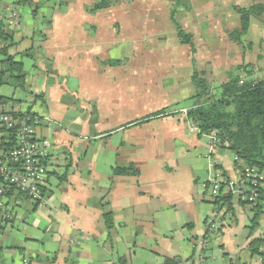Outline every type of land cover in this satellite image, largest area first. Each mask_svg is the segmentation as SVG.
I'll return each instance as SVG.
<instances>
[{"label":"crops","instance_id":"0c3cea01","mask_svg":"<svg viewBox=\"0 0 264 264\" xmlns=\"http://www.w3.org/2000/svg\"><path fill=\"white\" fill-rule=\"evenodd\" d=\"M0 1V24L14 36L10 53L24 61L29 83L23 91L27 97L14 99V106L50 119L36 135L46 151L47 204L17 194L7 198L14 219L0 221V264H119L120 258L128 264H166L167 259L197 264V246L217 213L206 190L211 164L230 179L238 174L235 156L211 149L185 111L195 107L194 69L207 78L205 66L213 60L198 46L206 51L212 37L229 38L240 25L234 9L228 12L231 21L217 14L214 22L213 13L220 12L213 10L214 0H183L186 9L177 23L193 36L204 66L198 69L190 46L185 61L176 53L149 61L154 52L149 54L147 46L148 16L133 0H110L109 8L94 13L88 10L100 0ZM13 13L19 15L17 28L8 24ZM231 54L230 48L229 58L221 53L219 62L213 60L214 69L225 74L219 83L249 65L246 58L233 61ZM129 165L138 177L114 174L116 167ZM233 205L235 224L221 231L231 214L222 212L216 240L221 249L211 244L206 264H260L249 245L263 235L264 219L251 235L253 212L236 199ZM106 212L113 215L112 231Z\"/></svg>","mask_w":264,"mask_h":264},{"label":"trees","instance_id":"16d2710c","mask_svg":"<svg viewBox=\"0 0 264 264\" xmlns=\"http://www.w3.org/2000/svg\"><path fill=\"white\" fill-rule=\"evenodd\" d=\"M19 4L31 5L32 1L20 0ZM110 4V0H100L99 3L89 8L88 12L94 13L105 10L110 7ZM174 7L171 18L177 30V38L182 45L191 47L192 63L195 65L194 55L197 51L193 36L185 32L175 18L176 13L178 11L182 12L186 7L180 0H175ZM39 8L37 6L33 10L35 17ZM233 9L239 16L240 25L229 33V39L235 44L241 45L250 31L252 21L257 19L263 22L261 18L264 16V2H254L249 7L234 6ZM14 45L13 33H9L4 24L1 23L0 87L6 86L14 91L27 92L29 83L24 61L10 53ZM110 64L112 66L118 65L120 61H111ZM192 83L195 94L191 100L195 101V107L188 110L186 115L188 122L199 130V136L216 134L215 146L221 147L239 158V161L234 163L235 167L242 169L257 168L264 173V78H257L251 65H242L229 72L225 81L213 87L215 94L213 93L212 84L208 81L204 72L194 69ZM0 101L11 105L16 104L13 97H6L1 94ZM45 159L42 161L44 165H46ZM217 168L219 169V167ZM114 174L116 176L138 177L139 171L134 165L118 166ZM15 194L28 198L26 194L16 193L15 191L8 194V197ZM262 194H264V191ZM234 200L235 197L223 194L212 199L217 212L227 210V213H234ZM239 205L249 208L243 202H239ZM251 211L253 217L250 233L253 235L260 227L259 221L261 216H264V211L260 207L251 209ZM104 217L108 231H112L114 228L112 213L106 212ZM249 249L253 256L262 258L264 264V236L253 239ZM165 262L166 264H172V261L168 259ZM119 264L128 263L125 258H120Z\"/></svg>","mask_w":264,"mask_h":264},{"label":"built area","instance_id":"2783aa9c","mask_svg":"<svg viewBox=\"0 0 264 264\" xmlns=\"http://www.w3.org/2000/svg\"><path fill=\"white\" fill-rule=\"evenodd\" d=\"M12 28L20 24L19 15L13 13L8 22ZM187 114V111H185ZM49 118H42L33 113L23 112L14 105L0 101V221L11 222L14 213L7 207L8 194L24 193L36 204L45 207V196L48 169L42 162L46 151L38 142L37 130ZM189 123V122H188ZM190 124V123H189ZM191 128L200 133L196 126ZM211 149L217 140L216 134L204 136ZM239 158L234 157V162ZM238 179L228 178L216 164H211V171L206 183V190L212 199L223 195H231L239 202L246 203L249 208H262L264 211V173L257 168H237ZM217 212L208 221L204 237L199 241L197 264H206L207 254L211 248V237L219 234L224 215ZM264 236V233L263 235ZM29 264V263H25ZM260 264L263 259L260 258Z\"/></svg>","mask_w":264,"mask_h":264},{"label":"rangeland","instance_id":"374dc122","mask_svg":"<svg viewBox=\"0 0 264 264\" xmlns=\"http://www.w3.org/2000/svg\"><path fill=\"white\" fill-rule=\"evenodd\" d=\"M112 1V0H111ZM135 3V7H141L144 10L143 15L147 14L148 16V43L147 46L149 48V54H151L152 57H150L149 55V61H153V62H157V61H162L161 57L164 56H168L170 55V53H173L175 55L176 53V58L178 59V61H185V57H184V51L188 50L187 45H182L178 38L177 35L175 33H173L175 31V25L174 22L172 21V10L175 4V0H169L171 3H167L161 0H133ZM181 3L184 5L185 3H183V0H180ZM200 1V0H199ZM204 2H209L210 0H201ZM254 0H214L213 1V10H220V12H216L213 13L214 17L213 20L214 22H216L218 20V16L217 14H219L220 16H225L226 20H229V10L233 11L232 9V5H239L242 7H248L250 5H252L254 2ZM264 2V0H262ZM196 3V0H192V3ZM145 3V4H143ZM202 3V2H200ZM200 3H198L197 5H192V8H196ZM203 4V3H202ZM200 4V5H202ZM199 5V6H200ZM22 7V6H21ZM20 7V9H21ZM215 7L217 9H215ZM171 14V15H170ZM234 15H237V13H235ZM176 21L182 23L183 20V16H181V12L178 11V13H176ZM224 18V17H223ZM239 18V16H238ZM237 19V18H236ZM263 20V22H260L257 19H254V21L252 22V24H255L252 26V30L249 31L248 35L244 38L243 43L241 45H237L234 42H232L229 38H225L223 35H220L219 37L216 35L214 37H212V43H210V41L208 40L207 42V50L203 51L202 46H198L200 54L204 57H211L213 58L214 62L216 60V62H219V58L218 56L221 55L224 58H229V56L227 55L228 52L230 51V48L232 51H234V54H231L230 57L233 58V61L235 60H243L244 58H246L245 60L248 62L249 65H251L252 69L254 70V74L257 78L261 79L264 78V16L261 18ZM234 20V19H232ZM231 21V20H229ZM144 24H146L144 22ZM222 24H224V20L222 19ZM220 24V26L222 25ZM233 26V25H232ZM11 27V26H10ZM237 27V26H236ZM174 30V31H173ZM216 30V29H215ZM234 29H232L231 31H233ZM219 32V29L217 30ZM230 31V32H231ZM143 32H145L143 30ZM216 32V31H215ZM252 32V33H251ZM221 32H219L220 34ZM174 34V35H173ZM229 35V34H228ZM226 39H228L230 45L229 48H227V46L225 45L226 43ZM199 45V44H198ZM184 49H182V48ZM181 48V50H180ZM163 49H165V53H163ZM246 52V53H245ZM220 53V54H219ZM198 56L201 57V55L197 54ZM195 60L198 59V61H200L197 65L198 69H203V61H201V59L199 57L196 58V55H194ZM192 58V54H191V58ZM165 60V59H164ZM163 60V61H164ZM189 60V59H188ZM212 60V64H208L206 67V71L208 76H210V80L212 83V88L216 86V84H218L222 79H225L224 77V73H222V70H220L219 68H215L214 69V65L215 63ZM192 63V62H191ZM192 67L193 64H192ZM213 70V74L214 76H212V72L210 70ZM181 73L183 75H185L187 73V71L185 69L181 70ZM211 73V74H210ZM207 76V78H208ZM214 77V78H212ZM217 80H214V79ZM213 93L215 94V89L213 88ZM0 94L6 96V97H13L15 100L18 101H24L26 94L21 92V91H14L12 88L10 87H0ZM227 155L230 156V153L227 152ZM222 214V213H221ZM223 215V214H222ZM234 218V213L231 212L230 215L227 216V218L224 221V227L221 229L222 230H226L229 227H233L235 224V221L233 220ZM264 216H261L259 224L260 226L262 225ZM259 229V228H258ZM257 229V230H258ZM257 230L255 231V233L257 232ZM254 233V234H255ZM219 235H215L214 237H211V244L215 246L216 250L221 249L220 245L221 243H217L216 240L219 239L218 237ZM210 255V251L208 253V258Z\"/></svg>","mask_w":264,"mask_h":264}]
</instances>
